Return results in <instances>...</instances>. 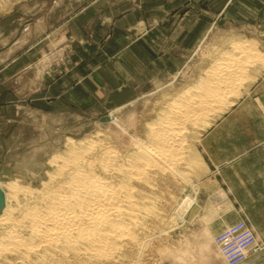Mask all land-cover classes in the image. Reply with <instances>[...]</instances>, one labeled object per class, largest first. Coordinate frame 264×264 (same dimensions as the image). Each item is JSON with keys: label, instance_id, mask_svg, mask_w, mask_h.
Returning a JSON list of instances; mask_svg holds the SVG:
<instances>
[{"label": "rangeland", "instance_id": "374dc122", "mask_svg": "<svg viewBox=\"0 0 264 264\" xmlns=\"http://www.w3.org/2000/svg\"><path fill=\"white\" fill-rule=\"evenodd\" d=\"M178 27L190 34H160ZM238 40L264 58V0H0V184L39 189L69 140L132 152L164 97ZM263 66L202 134L192 188L154 177L158 218L112 264H227L217 237L240 222L255 244L239 264H264Z\"/></svg>", "mask_w": 264, "mask_h": 264}, {"label": "bare ground", "instance_id": "6f19581e", "mask_svg": "<svg viewBox=\"0 0 264 264\" xmlns=\"http://www.w3.org/2000/svg\"><path fill=\"white\" fill-rule=\"evenodd\" d=\"M263 63L254 43L238 40L193 86L164 97V107L142 124L143 136L132 138V152L121 155L100 138L66 140L39 189L18 180L0 184V264L128 259V251L139 247L142 221L158 218L155 198L145 190L166 173L192 188L188 176L206 171L196 147L202 134L234 106Z\"/></svg>", "mask_w": 264, "mask_h": 264}, {"label": "built area", "instance_id": "2783aa9c", "mask_svg": "<svg viewBox=\"0 0 264 264\" xmlns=\"http://www.w3.org/2000/svg\"><path fill=\"white\" fill-rule=\"evenodd\" d=\"M217 246L227 264H239L246 258V253L255 244V238L245 223L234 224L217 237Z\"/></svg>", "mask_w": 264, "mask_h": 264}, {"label": "crops", "instance_id": "0c3cea01", "mask_svg": "<svg viewBox=\"0 0 264 264\" xmlns=\"http://www.w3.org/2000/svg\"><path fill=\"white\" fill-rule=\"evenodd\" d=\"M138 24H141V21L138 23ZM135 25H137V24H135ZM154 29H155V27H153ZM153 28H149V29H153ZM178 29H181V28H170V29H168V30H165L164 32H160V34H164V35H170L171 33L172 34H174V35H177V34H180V35H188V34H190V32H188V31H183L182 29V31H180V30H178ZM156 30V29H155ZM158 30V29H157Z\"/></svg>", "mask_w": 264, "mask_h": 264}, {"label": "water", "instance_id": "95a60500", "mask_svg": "<svg viewBox=\"0 0 264 264\" xmlns=\"http://www.w3.org/2000/svg\"><path fill=\"white\" fill-rule=\"evenodd\" d=\"M3 207V195H2V192L0 190V210L2 209Z\"/></svg>", "mask_w": 264, "mask_h": 264}]
</instances>
